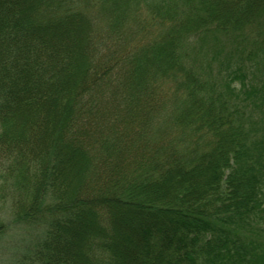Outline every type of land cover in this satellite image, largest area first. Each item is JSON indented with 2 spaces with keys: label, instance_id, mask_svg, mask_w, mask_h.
Masks as SVG:
<instances>
[{
  "label": "trees",
  "instance_id": "16d2710c",
  "mask_svg": "<svg viewBox=\"0 0 264 264\" xmlns=\"http://www.w3.org/2000/svg\"><path fill=\"white\" fill-rule=\"evenodd\" d=\"M0 202L10 264H264V0H0Z\"/></svg>",
  "mask_w": 264,
  "mask_h": 264
},
{
  "label": "rangeland",
  "instance_id": "374dc122",
  "mask_svg": "<svg viewBox=\"0 0 264 264\" xmlns=\"http://www.w3.org/2000/svg\"><path fill=\"white\" fill-rule=\"evenodd\" d=\"M23 4H27V0H21V5ZM68 29L70 30L68 32L70 37L69 43L74 42L77 37L78 27L77 25L73 24ZM210 43L212 44V42ZM222 43H224V45L228 49L234 47L233 40L229 38L223 37ZM72 171H74V169H72ZM1 219L5 220L7 224H10V228L6 235L0 239V264H10L11 258L15 257L17 252H21V250L25 248L26 244H28V241L26 239L27 233L22 231V227L13 225L11 223L10 206H7V204L3 202H0V220ZM124 223L128 230L129 228L132 229V225L128 224L126 220H124ZM78 229H81V227H79ZM119 237L124 241L126 249L133 250L137 248L135 244L136 239L133 236L132 232L125 230L120 234Z\"/></svg>",
  "mask_w": 264,
  "mask_h": 264
}]
</instances>
